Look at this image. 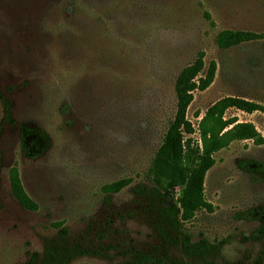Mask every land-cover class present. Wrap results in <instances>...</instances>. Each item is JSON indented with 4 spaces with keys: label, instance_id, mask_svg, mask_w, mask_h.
<instances>
[{
    "label": "rangeland",
    "instance_id": "374dc122",
    "mask_svg": "<svg viewBox=\"0 0 264 264\" xmlns=\"http://www.w3.org/2000/svg\"><path fill=\"white\" fill-rule=\"evenodd\" d=\"M224 29L264 33V0H0V264H44L64 245L84 252L67 264H129L135 250L199 264L165 244L159 204L143 189L156 185L149 170L176 114L177 77L200 53L202 74L212 61L217 73L187 111L198 142L221 98L264 108V40L221 50ZM225 118L253 123L264 138L263 110ZM23 124L46 136L37 156L23 151ZM215 159L205 180L213 211L182 228L222 246L215 264H264V239L253 237L260 221L246 217L264 207V171L240 164L264 165V143L235 141ZM13 172L37 210L13 196ZM124 179L120 192L104 191Z\"/></svg>",
    "mask_w": 264,
    "mask_h": 264
},
{
    "label": "trees",
    "instance_id": "16d2710c",
    "mask_svg": "<svg viewBox=\"0 0 264 264\" xmlns=\"http://www.w3.org/2000/svg\"><path fill=\"white\" fill-rule=\"evenodd\" d=\"M256 40H264V33L248 30L224 29L216 37V44L221 50H228L241 44ZM264 42V41H263ZM205 56L200 53L179 73L175 92L177 110L163 144L153 160L149 170V179L156 185L151 190L143 189L149 201L158 202L157 226L167 246H180L184 256L199 264H215L222 249L217 243L207 239L194 241L191 235L183 230V224L195 218L202 210L213 211V205L205 196V180L208 171L215 165V154L229 147L235 141L253 140L263 144L264 138L251 122H239L237 118L226 119L229 109H237L247 113L263 110V106L245 98L228 96L216 101L206 112L200 123V139L192 123L187 119V111L194 93L206 90L215 80L217 63L212 61L207 67ZM10 114H8V117ZM46 136L40 130L21 125L22 148L27 157H34L33 147ZM241 166L247 172H263L264 165L253 161H242ZM131 183L124 179L106 185V193H118ZM183 186L178 202H174L172 192L175 187ZM13 196L28 210H37L35 203L24 191L17 172L11 174ZM248 219L260 221V226L253 233L256 239H264V207L248 211ZM244 214V216L246 215ZM65 231V230H64ZM84 254L78 246H63L60 250H52L46 256L44 264H67L77 256ZM129 264H179L169 253L133 251ZM183 264V262H181ZM240 264V263H230Z\"/></svg>",
    "mask_w": 264,
    "mask_h": 264
}]
</instances>
